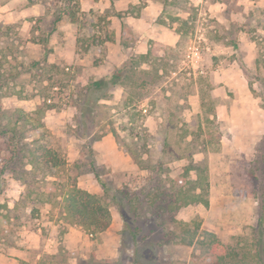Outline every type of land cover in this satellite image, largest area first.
Here are the masks:
<instances>
[{"label": "rangeland", "instance_id": "1", "mask_svg": "<svg viewBox=\"0 0 264 264\" xmlns=\"http://www.w3.org/2000/svg\"><path fill=\"white\" fill-rule=\"evenodd\" d=\"M50 1L56 13L50 10L51 17L33 27L20 21L0 23V112L7 116L0 119V264H135L137 247L149 252L142 260L148 264H207L199 243H180L181 223L198 220L202 230L217 233L227 244L234 243L238 234H249L258 199L235 195L230 187L244 183L241 176L248 172L243 171V162L253 161L258 188L264 192V133L249 138L251 154L242 151L236 163L227 162L233 163L231 179L219 178L216 168L218 177L211 178L210 152L220 148L226 123L212 116L217 102L210 91L221 69L239 70L264 109V0H219L227 3L223 9L212 6L216 0H200L199 5L192 0H161L164 11L179 18V41L171 47L152 39L146 58L135 50L138 37L120 16L123 11L110 2L95 9L87 0ZM135 9L124 13L139 11ZM115 14L121 23L114 24ZM162 17L172 24L173 19ZM56 22L77 26L75 51L55 49L66 42L60 36L50 43ZM120 24L122 45L115 40ZM30 27H39L43 34L29 33ZM201 35L211 46L205 54V72L189 75L182 67L183 55ZM125 63L128 69L120 83L88 92L91 83ZM228 93L236 98L234 91ZM31 117L43 125L25 142L37 136L58 152L61 164L54 176L18 156L21 142L11 128L24 133ZM4 128L10 132L2 136ZM108 134L119 152L130 156V167L98 162L100 150L94 146ZM236 138L239 144L248 143L239 133ZM9 158L11 162L5 163ZM188 166L207 168V198H214L213 205L193 202L171 209L180 181L188 190L191 184L184 179L197 178L194 169L185 177ZM93 167L113 188L128 186L137 193L129 219L141 228L140 242L134 243L124 231L123 216L105 195ZM153 177L154 187L149 189ZM90 182L101 188L98 194L112 214L110 225L99 233L72 223L66 209L73 184L88 190ZM229 203L242 204L246 223H239L234 209L230 220L222 219L219 209ZM55 217L63 222L49 223ZM164 239V246L157 248Z\"/></svg>", "mask_w": 264, "mask_h": 264}, {"label": "crops", "instance_id": "2", "mask_svg": "<svg viewBox=\"0 0 264 264\" xmlns=\"http://www.w3.org/2000/svg\"><path fill=\"white\" fill-rule=\"evenodd\" d=\"M89 3H93L94 8L102 6L104 3L110 2L114 5L118 12L123 11V14H120L122 19L125 20V23L128 24L132 30L137 34L138 40L135 45V50L140 52V54L150 53V46L152 39L161 41L165 45L174 47L179 41V31L177 30V24L179 18L168 15L165 10V3L161 0H87ZM92 1V2H90ZM195 5H199L200 0H192ZM52 2L50 0H0V23L2 24H12L17 21L23 22L24 27L30 23L33 25L38 20H45L46 16H50V10L53 13L54 10L51 8ZM141 5V6H140ZM227 5L224 1L216 0L212 2V6L220 8H225ZM211 6V5H210ZM211 6V7H212ZM129 7L138 8V12H126ZM140 8V9H139ZM135 9V10H136ZM126 14V15H125ZM123 15V16H122ZM125 15V16H124ZM161 15V16H160ZM162 15H165L166 20H172V24H167L165 20H162ZM179 15V14H178ZM56 16V14H54ZM53 16V17H54ZM51 17V16H50ZM67 17V16H65ZM162 17V18H161ZM114 24L116 21L121 23L119 15L116 14L111 16ZM60 23H55L54 28L51 30L50 43H55L56 36L62 37L65 42L61 47H54L55 49H61L67 51H75L77 48L78 34L77 26L69 25H59ZM71 24V22L69 23ZM34 29V30H33ZM31 30H28L29 33L36 35H42L39 27H35ZM49 31V30H48ZM50 35V33H49ZM122 35V28L116 26L115 31V40L116 44H120V36ZM39 38V37H38ZM51 48V46H50ZM49 48V49H50ZM132 46H129L127 49H131ZM230 68L221 69L217 75V81L211 89V97L216 100L215 113L212 115L217 117L218 120L226 123V133L221 136V144L218 150L210 152V167H211V178H217V171L219 172V178H230L232 175L231 167L233 163L239 159L241 155L239 152L246 151L248 154L252 153L251 144L249 143L250 137L252 134H257L262 137L264 133V109L256 102L254 94L250 88L247 77L243 72L239 70L232 71ZM243 73V74H242ZM238 80V83L235 82ZM228 91H234V96L236 98H231V94ZM238 133L240 136H244L248 143L239 144L238 139L236 138ZM96 149L98 148L100 152L96 159L100 163H106L107 166H119L124 167L131 166L130 156L124 155L119 152L116 144L113 143V138L110 134L106 135L104 139L95 144ZM101 153V154H100ZM230 155V158L228 157ZM217 160V161H216ZM233 163L227 164L228 161ZM217 164V167H216ZM228 165V166H227ZM216 168V170H213ZM230 168V170H229ZM84 173L83 175H86ZM82 175V176H83ZM231 179V178H230ZM235 183V182H234ZM88 190L92 193H101V188H99L96 182H90L88 185ZM233 194H240L235 191L234 185L230 187ZM215 192L214 190H212ZM214 194V193H213ZM239 196H245L252 198L246 195L240 194ZM213 197L210 198V204L213 205ZM228 201V200H223ZM230 202V201H229ZM237 202V200H236ZM247 205V204H246ZM247 208V207H246ZM213 209V208H212ZM237 210L239 213L235 216L240 220L239 223H246L247 216L242 214V204L236 203L234 207L232 204L224 206L221 205L219 212L222 215L223 220L231 219V211ZM248 209V208H247ZM48 210H52L49 208ZM47 211V210H46ZM48 212V211H47ZM66 215V213L64 212ZM227 215H230L227 217ZM50 219V218H49ZM63 222L62 219L52 218L49 220V223L55 225L56 223L60 225ZM47 223V222H46ZM71 225V224H70ZM73 228V226H71Z\"/></svg>", "mask_w": 264, "mask_h": 264}, {"label": "trees", "instance_id": "3", "mask_svg": "<svg viewBox=\"0 0 264 264\" xmlns=\"http://www.w3.org/2000/svg\"><path fill=\"white\" fill-rule=\"evenodd\" d=\"M148 55L149 53L140 54L139 57L146 58ZM127 69L128 63L115 68L114 71L109 74V76L103 79L95 80L93 83H91L87 89L88 92H95L97 90L104 89L109 85V83L111 85H117L120 83L121 78L124 77V72ZM91 99L92 98H90L88 101V104H91ZM26 115L28 117V114ZM0 119H7V116L4 112H0ZM22 119L25 121L26 117L23 116ZM27 121L28 120H26V122ZM36 121L40 122L36 118L31 117L29 123L30 127L24 130V133L21 130H17L16 128H13V130L11 128V132L15 131L13 132L14 136L15 134H19L21 143L18 141V151L20 152L18 156H21L22 154L24 157H27V163L34 167L39 166L40 168L45 169L47 176H54L57 172V167L61 164L58 152L55 150H49L44 142H40L41 140L37 138V136L30 143L25 142L27 137L33 135V133H36V131H40L41 125H43V123L40 122L39 124H36ZM1 125L2 124L0 123V127ZM8 132L10 131L4 128L2 136H5V133ZM12 153L15 154L16 150ZM11 160L12 158L4 159V162L9 163ZM243 165L246 166V168L244 166L243 171L248 172V174H243L244 176L241 177L243 178L244 183H236L234 188L236 192L242 195L258 199V205L255 211L256 221L250 227L251 231L249 234H238L234 243L227 244L220 239L217 233L208 230H202L201 224L198 220L181 223V230L183 232L184 238L180 243L189 246L193 245L195 242L199 243L203 248L202 259L207 264H264V192H261L258 188L260 178L257 174V169L254 165V162H243ZM95 167L92 168V172L95 174L96 179H98L99 183L103 187L105 195L111 198L123 216L124 231L132 236L134 243L140 242L139 235L141 228L134 224L133 220L131 221L129 219V213L131 211L134 212L135 209L134 199L137 193L128 186L113 188L106 180L100 177ZM192 167L193 166H188L186 168L187 172L185 177L190 173L191 169H194L196 170L197 178L190 180L184 179L185 182H189L191 184L188 190L183 189L184 182L183 180L180 181L179 184L181 185V188L175 193V205L172 206L171 209H177L193 202H202L205 206L210 205V200L207 198L210 185L209 176L206 173L207 168L202 166ZM251 174L253 178H251ZM151 180L153 184L150 183L146 186L149 189L153 188L155 183L153 182V180H155L154 177ZM199 189L201 192H198ZM66 209L72 223L83 226L87 229H92L97 233L106 230L112 220L111 211L104 204L100 195L81 188L75 183L73 184L71 192H69L66 197ZM172 235L175 236L173 232ZM179 237L183 236L179 234ZM146 238L147 237L144 236L142 239ZM163 241L164 243L162 241L159 242L157 248L164 246L166 241L165 239ZM147 255L149 257V252L148 254L147 252L142 253L137 247V255L133 259L134 263L148 264L142 262L144 258H147ZM147 262L151 261L148 260Z\"/></svg>", "mask_w": 264, "mask_h": 264}, {"label": "built area", "instance_id": "4", "mask_svg": "<svg viewBox=\"0 0 264 264\" xmlns=\"http://www.w3.org/2000/svg\"><path fill=\"white\" fill-rule=\"evenodd\" d=\"M202 35L187 46L183 55L182 67L189 75L205 72V54L211 50V46L203 42L206 41V38Z\"/></svg>", "mask_w": 264, "mask_h": 264}]
</instances>
